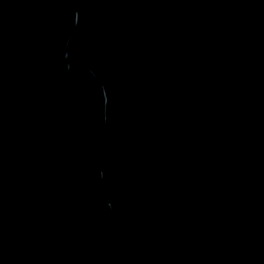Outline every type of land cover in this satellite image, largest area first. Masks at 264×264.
Returning a JSON list of instances; mask_svg holds the SVG:
<instances>
[{
    "label": "water",
    "instance_id": "obj_1",
    "mask_svg": "<svg viewBox=\"0 0 264 264\" xmlns=\"http://www.w3.org/2000/svg\"><path fill=\"white\" fill-rule=\"evenodd\" d=\"M0 264H264V0H0Z\"/></svg>",
    "mask_w": 264,
    "mask_h": 264
}]
</instances>
